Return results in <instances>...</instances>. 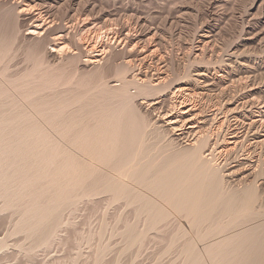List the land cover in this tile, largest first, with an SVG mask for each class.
Listing matches in <instances>:
<instances>
[{
  "label": "rangeland",
  "instance_id": "374dc122",
  "mask_svg": "<svg viewBox=\"0 0 264 264\" xmlns=\"http://www.w3.org/2000/svg\"><path fill=\"white\" fill-rule=\"evenodd\" d=\"M28 4H31V5L28 6ZM15 5L16 6L19 5V7L17 6L18 9ZM32 5H36V6H32ZM30 7H33V9L31 8V10H30ZM34 7H36L37 9H35ZM23 8L29 9L30 12L32 10H34V11H32V14L36 17H37V15H38V17L41 15L40 18L37 20V22L34 21L35 18L31 19L29 15H24V13L21 15L20 14L21 12L19 13L18 10H21ZM40 10H42V11H40ZM49 15H50V17H49ZM47 17H48V19H51V21L48 20ZM139 18H140V20H139ZM45 19H47V20H45ZM52 19H54V20L52 21ZM127 20H129L128 21L129 24L128 23L125 24V21H127ZM130 20H132V21H130ZM46 21L51 22V23H46ZM104 21L107 23H105ZM42 22L43 23L45 22L46 24H43ZM115 22L116 23L118 22L119 24L117 23V25H116ZM114 23H115V25H114ZM121 23L123 25H125V27L123 25H121ZM137 23H138V26H137ZM35 24L38 25V28H37L38 32L34 35L28 34L27 33L28 28L31 26H34ZM101 24L102 25L108 24L109 27L113 28L114 32L115 31L127 32L129 30L130 33L133 36H135V38H138L141 40L140 42L142 43V45H141V43H139L137 45L138 49H143V48L145 49L146 46H147L146 49H148L149 46H150L149 48L151 50L155 49V48L159 49L158 53L160 54V56H163L162 58L166 62L167 68L169 69V73H173V72L175 73V71L177 69L179 70V71L177 70L178 73L179 72L183 73L184 71L189 72L190 70L193 71L195 68H197V66H203V67L208 69L209 74L212 77L216 76L219 78L220 76H222V78H220V80L226 79V81H228V84L230 82H232L231 84H229L230 89L228 90L229 93L227 92L228 93L227 99L229 98V100H231L230 98H232V99L237 98V99H234L233 101L234 102L237 101L236 103L240 102L239 105H240L241 109H245V111L241 110L242 111L241 114H243L244 112H245V114L246 113L252 114V116L251 115L247 116V118L248 117H250V118L256 117L258 119L264 118V111H263L264 110V106H263L264 105V0H15V2H14V0H0V55H2V56H0V66H1L0 67V88H1L0 89V95L3 94L2 98L0 96V98L2 99V100L0 99V105L2 104L0 107V117L2 114L3 117L6 116V118L7 117L13 118V114L16 115L15 113L20 112V109H21V111L23 110V112H20V113H21V115L23 113V115H22L23 117L22 116H19V117H21L22 120H23V118L26 119V121L25 120L24 121L27 124V127H26V124L20 125V127L25 126L26 129L28 131L29 130L32 131V133L35 131L33 134H35L36 131H38L36 133L37 135L32 134L34 137H32V135L29 133L30 134L29 136H31V137H28V138L32 142L35 140L33 142V144L30 140H27L28 138H26V137L28 135L24 136L25 138L19 137L20 140L18 139L16 142H15V140H13L11 138H10V140H12V142L9 139H8L9 141L5 142V139L0 137V141H1L0 144L2 143L0 145V150H3V148H6V150H8V148H9L10 150H12L14 147L15 148L13 150H16L18 152L27 150V152H29V154H30L29 158L32 159L31 161L33 162V159H34V161H35V159H38V161L36 160V162H34L33 164H31L30 163L31 161H29V162H27L26 167L27 166L34 167V165H35L34 168H36V165L41 163L40 165H37L38 167L36 170H38V168L39 169L40 168H47L46 166H48L47 172H49V170H50V172H52V174L49 173L48 178L45 180H47L49 183H50V181L59 182V185L56 184L55 187L60 186V188H62V189H64V187H65L62 184L63 179H59L62 177V173L59 174L60 173L59 171H56L57 172L56 173L53 170V168H54L53 163L54 162L56 163V169H57V167L59 166L58 161L60 163V161H62V159H64L66 156L69 155L68 153H67L68 155H66V153L62 152L63 149L65 150L68 148V151L70 149V152L75 153L76 155H79V156H76L75 154H71L72 156L73 155L76 156L75 157V159L77 158L76 161H78L79 157L80 158L82 157L83 159L88 160V158L90 159V157H92L93 155H91V154L87 155L89 153L88 149L87 148H86L87 150L84 149L85 147L83 148L80 144L79 145L81 148L79 146L73 144L75 142V137H74L75 134H72L71 131H69L70 133L67 132V133L73 135V136L72 135L70 136L68 134L70 136L69 137V136H67V133L65 134L66 130L64 131V129L62 128L61 125H60V127L62 130L59 128H58L59 129L58 130L57 126H56V124L58 125V123H56L55 125L54 124L52 125L50 122H48V120L45 117H48V114L50 113V109L52 110L50 105L53 106V104L56 101L58 102V100H59V102H58L59 104L55 103V105L57 104V106H59L60 104H63L65 102L64 100H61L62 101L61 102L60 98L65 99L66 97H68V98H66V101H67V99H69L68 100V102H69L73 95L83 94L84 93L83 91H85L84 94L87 93L86 94V96H87L89 94H92L96 90H98L97 92H99V93L95 92V94H97V97H95V99H91L94 101L97 99L96 102H102L103 99H107V98L108 99L105 101H108L109 98L111 99L114 96V94H112L110 92L108 93L107 91L104 92L105 93L104 94L103 91H105V90H103V89L106 88L108 84L112 83L111 80L117 79V72H116L117 70H115L116 68H114V67H116L115 65H120L121 59L123 58L122 56L124 55V53H121V52H123L122 49L124 48V46L122 47L123 44L120 46H116V43L114 42L113 38L107 39V35L105 36V33H104L105 29H103L101 32L102 38H100L99 41L103 42L104 46H110V47H108L109 48L108 52H106L104 54L105 59L104 58L101 59L100 63H98L96 65H89V66L85 65L84 61H83L85 58H87L91 54V53H89V49L86 47V45L83 44L85 41L84 39H85V37H88L89 33H91L94 29L99 27L98 25H101ZM41 25H42V27H40ZM67 25L68 26L70 25V26L68 27ZM61 27H64V28H61ZM114 27H115V29H114ZM120 27L124 30H122ZM127 27H128V29H127ZM58 28L61 30H59ZM46 31H47V33H46ZM137 34H138V36H136ZM111 35H113V33H111ZM14 36H15V38H14ZM58 37H59V39H58ZM47 38H48V40H47ZM42 39H44V40H42ZM202 39H205L204 40L205 45L202 42ZM38 42H40V44ZM4 43H5V45H4ZM46 43H48V44H46ZM213 44H214V46H213ZM52 46H56V48H58V50H59L58 53L57 52H54V53L50 52V50H52V48H53ZM81 46H82V48H81ZM78 47H80V48H78ZM115 47H117V49H115ZM4 50L6 51V54H4ZM202 50L203 51L205 50V51L203 52ZM2 52H3V54H2ZM9 53H10V55H9ZM204 53H206V54L204 55ZM7 56L10 58H8ZM198 56H200V57H198ZM180 57H184L185 60L181 61L179 59ZM196 57H197V59H196ZM35 58H36V60H35ZM175 58H176V61H175ZM2 59H3V61H2ZM34 60L37 62V64ZM1 61H2V63H1ZM152 61L153 60L150 61V64L153 63L152 64L153 67H155V66L158 67V66H160V64H161L160 67H162V63H160L159 61H157L155 63H154L155 60L153 62ZM40 62H42V63H40ZM114 62H116V63H114ZM246 62H248V63L246 64ZM186 63L187 64L189 63V64L187 65ZM190 64H192V66ZM186 65H187V67H186ZM250 65H251V67H250ZM254 65L255 66L257 65L258 67L257 66L255 67ZM33 66L35 67V69ZM40 67H41V69H40ZM38 68L43 72L38 71L39 70ZM220 68H222V69H220ZM254 68H256V69L254 70ZM172 69L173 70L175 69V70L173 71ZM242 70H245V71H242ZM30 71L32 74L30 73ZM246 71H250V72L248 73ZM214 72H217V73H214ZM253 72H254V74H252ZM222 73H223V75H222ZM115 74H116V77H114ZM212 74H214V75H212ZM247 74H248V76L249 75L250 76L249 77L246 76ZM251 74L253 75L252 77H251ZM47 75H48V77H47ZM245 76L247 79L245 78ZM5 77L9 80H7ZM49 77H52L51 79L53 81L51 79H49ZM225 77H228V78H225ZM230 77L231 78L235 77L236 80L237 79H239V80L236 81L235 78H233L231 80ZM29 78H31V79H29ZM105 79H107V80H105ZM240 80L243 83H241ZM12 81H14L13 85H12ZM19 81L21 84L18 83ZM23 81H25V82H23ZM35 81H37V83ZM47 81H49V82H47ZM233 81L235 83H233ZM245 81H247V82L245 83ZM2 82L5 86L2 84ZM16 82L18 83V86L16 85L17 84ZM55 82L56 83L59 82L61 85H59L58 83L55 84ZM116 82H118V81H116ZM239 82L241 84H239ZM51 83H53V84H51ZM119 83L120 82H118V84ZM40 84H43V85L45 84V87L42 85V86H40L41 87V89H40V87H39ZM104 84H106V85H104ZM233 84H234V86H233ZM243 84H246V85H244L245 88L243 87ZM1 85H2V87H1ZM50 85L51 86L57 85V87H55V89H54V87L52 86V88H51ZM63 85L64 86L66 85V86L64 87ZM241 85H242V87H241ZM34 86L39 87V90H41V92L39 91L40 93L38 92L37 94H36V92L35 93L32 92V91H34V88H33ZM239 86H240V89H239ZM42 87L44 89H42ZM48 87H50V88H48ZM246 87H247V89H246ZM251 87H254V88H251ZM20 88L23 91L27 90L28 93H26V91L23 93V91ZM29 88L31 89V91L29 90ZM100 88L101 89L103 88V89L101 90ZM215 88L216 87L213 88V93L218 94L219 89L217 88L215 90ZM3 89H4V91H3ZM14 89H16V90H14ZM49 89H51V91ZM78 89H79V91H78ZM248 89H249V91H248ZM63 90H65V91H63ZM88 90H89V92L91 91L92 93L91 92L89 93ZM236 90H237V92H236ZM36 91H38V90H36ZM52 91H54V92H52ZM57 91H58V93H57ZM131 91L134 92L135 88L132 87ZM6 92H7V94H6ZM21 92L23 93V95L21 94ZM75 92H77V93H75ZM17 93H18V95H17ZM33 93L36 94V97ZM100 93H102V94H100ZM25 94H30L31 97L29 95V97H27L28 98L27 99L25 97ZM38 94H40V95H38ZM63 94L64 95L66 94L67 96L65 97ZM70 94H72L71 97L68 96ZM103 94L106 95L105 97H107V98H104ZM57 95H59V96H57ZM115 95H117V94L115 93ZM12 96H14V97L12 98ZM54 96H56V99H54L55 98ZM101 96H103V98ZM57 97H59V98H57ZM62 97H65V98H62ZM251 97H253L255 100ZM30 98H31V100H30ZM73 98H75V97L73 96ZM25 99H27V100H25ZM45 99L47 100V102ZM48 99H50V100L53 99L54 103L52 100L50 101ZM72 99H71V101L74 100V99L73 100ZM85 99H87V98H85ZM245 99L250 100L249 104L244 106L246 108H244L242 105V103L245 101ZM10 100H12V101H10ZM40 101H41V103H40ZM71 101L69 103H72ZM254 101H257V102L254 103ZM48 102H49V104H47ZM42 103H43V106L41 105ZM34 104H37V105L34 106ZM46 105H47V107H45ZM71 105L73 108L76 107V104H74V105L71 104ZM198 105H200V102ZM251 106H253V107H251ZM33 107H35V108H33ZM38 107L39 108L41 107L43 109V112L47 116H45L42 113L40 114V112L37 110ZM4 108H5V110H4ZM59 108H61V107H59ZM68 108L70 109L71 106H69ZM251 108H252V110H251ZM9 109L13 112V114H12V112H9ZM35 109H36V111H35ZM48 109H49V111H48ZM69 109L68 110L65 109L68 111V113H65V112H67V111H65L64 112L65 114L61 115V117H60V118H62L61 120H63L64 118H69L70 113H71V115L73 114V117L77 113V111L72 112V110H74L75 108L74 109L71 108L72 110L71 109L69 110ZM76 109H77V107H76ZM249 109H250V111H248ZM1 111H3V112H1ZM69 111H71V112L69 113ZM6 113L7 114L11 113L12 115L10 114L8 116ZM20 113H19V115H20ZM24 113L25 114L27 113L26 114L27 117H26V115H24ZM254 113H255V115H254ZM257 113L259 116H257ZM67 114L69 115V117ZM31 115H33V116H31ZM260 115H261V118H260ZM148 116H150L151 122L154 121V117L152 116V118H151V114ZM15 117H16L15 121H17L18 120L17 119L18 113H17V116H15ZM31 117H33L34 119ZM57 118L60 120L59 117H57ZM250 118H248L246 121H250ZM59 120H57V121L60 122L61 120L60 121ZM41 124H43V125H41ZM38 125H39V127L41 125L43 127V129L41 127L39 128ZM52 126H56V129H55V127H52ZM29 127L33 128V129L31 130V129H29ZM58 127H59V125H58ZM44 128H46V130ZM43 130L46 131L47 133L44 132ZM258 130H259V132L251 131V133H249L251 135L246 134L245 136H242V138H240V140L244 139V138L246 139L247 135H248V137L250 136V138H248L246 140L244 139V142L242 140L238 144L240 147L237 146V148L235 149L236 155L234 154L233 158H234V160H237V161H234V164H237V165L234 166V169L236 171L238 169L239 174L234 176L233 178L231 177L232 179L230 180V182H231V184L235 183L236 189H240L241 186H244V183H245L246 178H247V177L243 176V179H241L244 170H242V172H240L239 168L236 167V166H238L239 162L243 161L244 159H248V161L250 159H251L250 161L254 160L253 163L256 164L257 166H259V167H257L256 165H254V166H256V169H257L255 172L258 173L261 171V169L264 172V168H262V167H264V164H263L264 163V159H263L264 158V155H263L264 151H260L262 148L264 149V145L257 142L258 138H256L257 136H261V138H264V127H263V125H259ZM262 130H263V132H262ZM63 131H64V133H63ZM253 132H254V137L252 135ZM42 133H44V134H42ZM47 134H49V135H47ZM160 134L151 133V136L147 135L145 137L146 138V140H145L146 144H144V148H147V149H145L146 151H144L143 150L144 148H142L141 153L139 151V155H140L139 158H141L142 162H144L145 160H149L150 158H154V157L161 158V156H163V155L165 156L166 154H170L169 153V147L171 149V147L173 148L174 146H172V145L169 146V144L167 146L166 143L169 142L168 139H166L167 136L162 134L163 137L165 138V140H164V138L162 137V135L160 136ZM45 135H46V137H43ZM149 135H150V133H149ZM38 137L41 140L38 139ZM152 137H154V138H152ZM159 137H162V139ZM51 138H54V139H51ZM23 139H24V141H23ZM25 139H26V141H25ZM37 139H38V141H37ZM48 140L50 142H47ZM163 141L165 142V144ZM246 141H247V143H245ZM250 141H251V143H250ZM8 142L13 143V144H10ZM39 142L41 143V146H40V144L38 146L37 143H39ZM46 142H47V145H46ZM151 142H152V144H149ZM157 142H158V144H157ZM159 142H160V144H159ZM6 143H7V146H4V145H6ZM27 143L29 144V146ZM57 143H59V145H57ZM155 143L157 144V146ZM22 144H23V146H22ZM25 144H27V145H25ZM242 144L243 145L245 144V145L243 146ZM145 145H147V147ZM150 145H151V147H150ZM253 145H257V146H253ZM42 146L45 147V150H46V153H44L45 155L42 152V151H45ZM48 146L51 148H49ZM248 146H249V148H248ZM1 147H3V148H1ZM26 147H29V148H26ZM35 147H37V148H35ZM148 147H150L152 149V151ZM156 147H157V149L160 147L159 150H157ZM166 147H168V148H166ZM175 147H177V146H175ZM32 148H33V150H32ZM240 148H242V149H240ZM28 149H30V150L28 151ZM82 149L84 151H86L87 153L84 151L82 152ZM164 149H166V150H164ZM167 149H168V151H167ZM243 149H244V151H243ZM161 150H163V151H161ZM172 150H173V152H172ZM174 150L178 151V149L177 150L174 148L171 149V151H170L171 155L170 156H173V153L175 152ZM37 151H38V153H37ZM52 151H53V154L57 153L58 155L57 154L53 155ZM80 151H81V153H84V154L82 155L80 153ZM158 151H159V153H158ZM40 152H42V153H40ZM47 152H48V154H47ZM63 153H64L65 157L62 156ZM85 153H86V155H85ZM147 153H149L150 155ZM175 153H177V152H175ZM260 153H261V155H260ZM42 154L45 157H43ZM46 154H47V156H46ZM144 154L146 155V157L144 156ZM49 155H51V156H49ZM156 155H158V156H156ZM37 156H38V158H37ZM148 156H150V157H148ZM258 156H261V157H258ZM219 157H221V159L223 158L222 155ZM255 157H257V159ZM60 158H61V160H60ZM94 158H96V157L93 156L92 159L95 160ZM236 158H238V159H236ZM240 158H242V159H240ZM39 159H40V162H39ZM261 160L263 161V163L261 162ZM50 162H52V163H50ZM96 162H97V166L102 165V166H98L100 168H102L103 165H104V167H107V165H105V164H101L100 162H99L100 164H98V161H96ZM145 162H144V164H145ZM76 163H75V165H77ZM43 164H45V165H43ZM23 165H25V164H23ZM246 165H247L246 163L245 164L243 163L242 166L240 164L239 167L240 166L245 167ZM42 166H44V167H42ZM55 173L58 174V176L60 175V177H58ZM56 176H57V180H52V179H54L53 177H55V179H56ZM263 177L264 176H262L260 180L258 179L256 181L257 186H259L258 187V197H256V199L254 197V199L250 201V203L252 202L251 206H250L251 209L249 208L248 211H246L247 209L245 210L246 213H249V214H246L245 212H243L244 209H242L243 208L242 206H240L242 210L240 209V207H238L240 205V203H241V205H243L242 200L238 199L239 202H237L238 200L235 201L236 207H235L234 211L233 210L230 211L231 213L227 212V211L221 212L222 210H218L217 212L215 211L216 213L215 212L212 213L213 216H212V214H209L211 216L210 219H209V215H208V219H207V217H205L204 218L205 220L201 221L203 223L202 225L197 224V225H195L196 227L195 226L193 227L192 223H191L192 222L191 218L187 219V217L184 214H182V216H181L180 212H178L176 210L173 211L171 206L167 205V202H166V203H163V205L166 204L165 206H167L168 208L170 206L169 209L171 212V214L169 212V215L167 217L168 219L166 218L167 219L166 220L164 218L165 221L162 220V223L158 226V228L150 229V232H149V229L147 228V231H145V232L146 233L148 232V233L143 235V237L141 238V240L143 239V242L140 240L142 243L137 241L139 244L137 242L135 244L134 243L130 244L129 243L130 240H128L126 237H124L125 235L123 234V233H127V231H129L131 229L133 231H135L136 233H138V231H143V229L144 230L146 229L145 224H146L147 220H145L146 219L145 216L144 215L139 216V214L137 213V210H136L137 207L135 208V203L137 204V202H134L133 204H131L132 202H131L130 198L129 199L126 198L128 201H126V199H123V198L120 199L121 201H119V200L114 201L113 199H111V196L109 194L100 193V194L93 196L92 197L93 199L92 198H89V199L86 198V199H82L83 201L82 200L78 201L77 202L78 205L75 204L76 206L75 205H72V206L69 205L68 207L65 206V209L63 208L64 210L63 209L61 210V212H62L60 214L61 225H59V227L56 229L55 232H57V233H54V236H52L50 238V241L48 244H43L44 246H42V245H36L37 243L34 242L36 240H32L33 238L28 236V234L25 231L22 232V231L17 230L18 222H20V220L22 219L21 206L23 207L24 205H26V203H27L26 200H24V198H23L22 200H24L26 203L24 204V201H20V203L23 202L22 203L23 205H20V206L17 203V202H19V199L16 202L17 206H15L16 203L14 205L13 201H12L13 204L11 203V205H8L7 204L8 198L4 195H0V264H92V263L93 264H189L192 262V261L189 262L187 260L189 258L190 252L191 251L196 252L197 250L201 253L203 260L198 261V262H193V264H219V263L220 264H228L230 261H232L231 256L233 255L232 251H233L234 245H229V247H227V250L223 247L215 248V251L217 253H219V257H220L219 261H217V260L215 261L214 256L212 258V257H210V255H208L209 253L206 250V248H207L206 246L210 245L212 242L213 243L218 242V241L220 242L221 239L223 241L226 237H229L230 235L232 236L234 234L242 232L244 229L247 230V228L255 227V225L256 226L261 225L264 222V178ZM239 178L242 181L243 180H245V181L240 182V181H238ZM249 180H250V178H249ZM42 182L46 183V181L45 182L42 181ZM42 182L40 184H42ZM60 182H61V184H60ZM236 183L240 184V186H238ZM61 186H63V187H61ZM143 191H144V189H143ZM103 195H105V196H103ZM107 197L108 198L110 197V198L108 199ZM27 198H28V196H27ZM27 198L25 197V199H27ZM28 199H27V201H28ZM131 199L133 200L132 197H131ZM109 202H111V203H109ZM123 202H124V204H123ZM15 207H17V208L15 209ZM73 208H74V210H73ZM240 211L243 213H241ZM254 211H256V212H254ZM177 212L180 213L179 214L180 217L178 216ZM253 213H255V214L253 215ZM217 214L219 215V217ZM250 214H251V216H250ZM171 215H173V216H171ZM169 216H171V217H169ZM252 216H254V218H252ZM247 217L249 220L247 219ZM246 219L248 220V222ZM143 220H145V221H143ZM208 220L210 222H207ZM188 222L190 223V225ZM140 223H142V224H140ZM164 223H166V224H164ZM212 223H213V225H212ZM134 225H136V226L133 227ZM198 225H200L201 227L199 228ZM217 225H219V227H217ZM126 226L129 227V229ZM262 226H264V224ZM136 228H138V229H136ZM194 228H195V230H194ZM217 228L218 229L220 228V229L218 230ZM214 229H217V230H214ZM212 230L214 233L212 232ZM210 231H211V234L208 233ZM198 236H199V238H198ZM198 239H199V241H198ZM51 240H53V241H51ZM127 241H129V242H127ZM190 242H193L194 244H192ZM34 243H35V245H34ZM98 245H99V247H98ZM38 246H40V247H38ZM45 246H49V247H45ZM105 246H106V248H105ZM102 248H103V250H101ZM105 250H107V251H105ZM230 250H232V251H230ZM101 251H102V253H101ZM198 251L196 253H199ZM223 253L225 255L227 253H230V254L232 253V255H230V256H229V254L227 255L230 258L229 261L224 259V258L229 259L228 257H222V256H225ZM234 254H236L235 251H234ZM237 254H238V252H237ZM221 257L223 258V261L221 260L222 259ZM225 261H227V262H225ZM231 263L234 264V261ZM240 263H242V262H240ZM235 264H238L237 261Z\"/></svg>",
  "mask_w": 264,
  "mask_h": 264
},
{
  "label": "bare ground",
  "instance_id": "6f19581e",
  "mask_svg": "<svg viewBox=\"0 0 264 264\" xmlns=\"http://www.w3.org/2000/svg\"><path fill=\"white\" fill-rule=\"evenodd\" d=\"M14 2H15V0H14ZM29 5H31V4H28V6ZM17 6L19 7V5H17ZM32 6H36V5H32ZM18 7H17V9H18ZM31 8L33 9V7H30V10H31ZM34 8L37 9L36 7H34ZM18 11H19V13L21 12L20 13L21 15L24 13V15H29L31 19L35 18L34 21H36V22L41 16V15L39 17H38V15H37V17L34 16L32 14V11H34V10H32L30 12L29 9H26V8H23V9L18 10ZM40 11H42V10H40ZM49 17H50V15H49ZM47 19H48V17H47ZM47 19H45V20H47ZM48 20L51 21V19H48ZM53 20L54 19H52V21ZM132 20H130V21H132ZM139 20H140V18H139ZM128 21L129 20L125 21V24L128 23ZM46 23H51V22L46 21ZM46 23L44 22L43 24H46ZM105 23H107V22H105ZM115 23H114V25H115ZM117 23H116V25H117ZM102 24L98 25L99 27H97L91 33H89L88 37H85V39H84L85 41L83 44L86 45V47L89 49V53H91V54L90 55L88 54L89 56L87 58H85L83 61H84V64L87 66L96 65V64L100 63L101 59L104 58V56H105L104 54L106 52H108V50H109L108 47H110V46H104V43L99 41L100 38H102L101 32L103 29H105L104 33H105V36L107 35V39L113 38L114 42L116 43V46H120L123 44L122 47L124 46V48L122 49L123 52H121V53H124V55L123 56L121 55L123 58L121 59L120 65H115L116 67L113 66L114 68H116L115 70H117L116 71L117 72V79H115V80L110 79L112 81V83L108 84L107 87L105 86L106 88H104V89L102 88L103 90H105V91H103V93L107 91L108 93L110 92V93L114 94L113 98H111L112 100L109 98L108 101H105L108 99L107 97H105L106 96V95H104L105 93L103 95H104V98H107V99H103L102 102H96L97 99L95 101L91 100V99H95V97H97V94H95V92H97L98 90H96L93 93L90 91L92 94H89L87 96H86L87 93L84 94L85 91H83L84 92V93L82 92L83 94L73 95L75 98H73L72 94H70L68 96H70V97L72 96V98L74 99L73 100L71 98L73 101H71V99H70V101L72 103H69L70 101L68 102L69 99H67V101H66V98H68V97H66L67 96L66 94L65 95L63 94L66 98L62 97L65 99L60 98V101L64 100L66 103L64 102L63 104H60L59 106H57V104H59L58 103L59 100L57 99L58 102L56 101L55 103H57V104L55 105L53 99H51L54 104L52 103L53 106L50 105L52 110L49 108L50 113L48 114V117H45L48 120V122H50L52 125L53 124L55 125L56 123H58L59 127L56 124L57 129L58 128L61 129V127H60V125H61L62 128L64 129V131L66 130L65 134L69 131H71L72 134H75L76 135V136L74 135L75 142L73 141L74 142L73 144L77 145L79 147L81 145L83 148L85 147L84 149L87 148L89 151V153L87 155L91 154V155L95 156L97 159L94 158L95 160H93L92 159L93 156L90 157V159L88 158V160L83 159L82 157L81 158L79 157L78 161H76L77 158L75 159V157L79 156V155H76L75 153L70 152V149L68 151V148L64 150L63 149L64 147H63L62 149L64 151L62 150V152L66 153V155H68V154L69 155L65 157L64 153H63V155L61 154L65 158L62 159V161H60V163L58 161L59 166L57 167V169H56V163L55 162L53 163L54 164L53 170L55 172L59 171L60 172L59 174L62 173V177L59 178V179H63L62 184H63V186H65L64 189H62V188H60V186L55 187L56 184L59 185V182H54V181L49 180L50 181V183H49L47 180H45L48 178L49 173L52 174V172H50V170H49V172H47L48 166H46L47 168H40V169L38 168V170H36L38 167L37 165L41 164V163L37 164L38 163L37 162L36 168H34L35 165H34V167H32V166L26 167L27 162L32 160L31 158H29L30 154H29V152H27V150L26 151H20L19 150L20 152H18L16 150H13L15 147L12 150H10L9 148H8V150H6V148L1 147V148H3V150H0V195H4L8 198L7 199L8 205H11L12 201L15 205V203L17 202L18 199H19V202H17V203L19 206L23 205L22 204L23 202L20 203V201L26 200V202H27L26 203L24 201V204L26 203V205H24L23 207L21 206L22 219L20 220V222H18L17 230L22 231V232L25 231L28 234V236L33 238L32 240H36V241H34L35 243H37L36 245L44 246L43 244H48L50 241V238L52 236H54V233H57L55 231L59 227V225H61V223H60V214L62 213L61 210L63 208L65 209V206L68 207L69 205H71V206L75 205V204H77L78 201H80L82 199H86V198L89 199V198H92L93 196L100 194V193L109 194L111 196V199H113L114 201H117V200L121 201L120 199H122V198L123 199H126V198L129 199L130 198V200L132 202L131 204H133L134 202H137V204L135 203V208L137 207L136 210H137V213L139 214V216L140 215L145 216L146 219L145 218L144 219L147 220L146 224H145L146 229L145 230L143 229V231H138V233H136L132 229L127 231L129 229V227L126 226L128 228L126 230L127 233H123V234L125 235L124 237H126L128 240H130V242L127 241L130 244L131 243L135 244L137 241L143 242V239L141 240V238L143 237V235L148 233V232L147 233L145 232V231H147V228L149 229V232H150V229L158 228V226L162 223V220L165 221V219L168 217L169 212H170V209H169L170 206H171L173 211L176 210V211L180 212L181 216H182V214H184L187 217V219L191 218L192 219L191 223H192L193 227L197 224L202 225L203 223L201 221L202 220L204 221L205 217H207V219H208V215L214 213L215 211L216 212L218 210H222L221 212H223V211L230 212L232 210L234 211L235 207H236L235 201H237L238 199L242 200V202H243V205H241V203H240V205L238 207L242 206L243 207L242 209H244L243 212L246 213V211H248L250 206H251L252 202L250 203V201L253 200L254 197H255V199H256V197H258V187L259 186H257L256 181L258 179L260 180L261 177L264 176V172L260 168L261 171L256 173L255 171L257 170L256 169L257 165L253 163L254 160L250 161L251 159L249 158L250 160L248 161V159L243 158L244 160L239 162L238 166H236V167L239 168L240 172H242V170H244V172H243L244 175L242 174L241 179H243V176L247 177V178H246V181L243 180V181H245L244 186H241L240 189H236L235 183L231 184V182H230V180L234 176L239 174L238 169H237V171L234 169V166L237 165V164H234V161H237V160H234L233 157H234L235 149L237 148V146L240 147L238 144L242 140L244 142L245 138L241 139V140H240V138H242V136H245L246 134L251 135V134H249V133H251V131L259 132V130H258L259 125H263V127H264V118L258 119L256 117L255 118L254 117H251V118L248 117V118H250V121H246L248 119L247 116H250V115L252 116V114H247V113L245 114V112H244L245 109H241V107L239 105L240 102L236 103L237 101L236 102L233 101L234 99H237V98H234V99L230 98L231 100H229V98L227 99V94L229 93L228 90L230 89L229 84H231L232 82H230L228 84V81H226V79L220 80V78H222V76H220L219 78L216 76L212 77L209 74L208 69L203 67V66H197V68H195L193 71H191V70L189 72L184 71L185 73L184 72L178 73L177 72L178 69L175 71V73L174 72L169 73V69L167 68L166 62L162 58L163 56H160V54L158 53L159 49L155 48V49L151 50L149 48L150 46L148 47V49H146L147 46L145 47V49L144 48L138 49L137 45L139 43H141L140 42L141 40L138 38H135V36H133L129 30L127 32H124V31H120V32L115 31L114 32L113 28L109 27L108 24H104V25H102ZM121 25H123V24L121 23ZM34 26H31L28 28V32H27L28 34L34 35L38 32L37 31L38 25L35 24ZM123 26L125 27V25H123ZM137 26H138V23H137ZM40 27H42V25ZM61 28H64V27H61ZM114 29H115V27H114ZM127 29H128V27H127ZM59 30H61V29H59ZM122 30H124V29H122ZM46 33H47V31H46ZM111 33H113V35H111ZM136 36H138V34ZM14 38H15V36H14ZM44 39H42V40H44ZM58 39H59V37H58ZM205 39H202L203 43H204ZM47 40H48V38H47ZM38 43L40 44V42H38ZM46 44H48V43H46ZM4 45H5V43H4ZM141 45H142V43H141ZM204 45H205V43H204ZM213 46H214V44H213ZM52 47L53 48H52V50H50V52L51 53H54V52L58 53V51H59L58 48H56V46H52ZM78 48H80V47H78ZM81 48H82V46H81ZM115 49H117V47H115ZM2 54H3V52H2ZM4 54H6L5 50H4ZM205 54L206 53H204V55ZM9 55H10V53H9ZM0 56H2V55H0ZM198 57H200V56H198ZM8 58H10V57H8ZM176 58H175V61H176ZM179 59L181 61L185 60L184 57H180ZM196 59H197V57H196ZM35 60H36V58H35ZM151 60H153V61L155 60L154 63L159 61L160 63H162V67H160L161 64L159 62L158 63L160 64V66L157 65L158 67H156V66H155L156 68L153 67L152 66L153 61L151 62L152 64H150ZM2 61H3V59H2ZM2 61H1V63H2ZM40 63H42V62H40ZM114 63H116V62H114ZM247 63L248 62H246V64ZM36 64H37V62H36ZM192 64H190V65L192 66ZM187 65H186V67H187ZM250 67H251V65H250ZM34 69H35V67H34ZM40 69H41V67H40ZM40 69L38 71L43 72ZM220 69H222V68H220ZM255 69L256 68H254V70ZM242 71H245V70H242ZM246 72L249 73L250 71H246ZM30 73H31V71H30ZM214 73H217V72H214ZM252 74H254V72ZM252 74H251V77L253 76ZM212 75H214V74H212ZM222 75H223V73H222ZM246 76H248V74ZM246 76H245V78H246ZM47 77H48V75H47ZM114 77H116V74ZM51 78L52 77H49V79H51ZM225 78H228V77H225ZM233 78H235V77H232L231 80ZM29 79H31V78H29ZM7 80H9V79H7ZM105 80H107V79H105ZM235 80H236V78H235ZM237 80H239V79H237ZM20 81L18 82L19 84H21ZM116 81H118L120 83L118 84V82H116ZM13 82L14 81H12V85H13ZM23 82H25V81H23ZM35 82L37 83V81H35ZM47 82H49V81H47ZM246 82L247 81H245V83ZM18 83L16 84L17 86H18ZM57 83L59 85H61L59 82H57ZM57 83L55 82V84H57ZM233 83H235V82L233 81ZM241 83H243V82L241 81ZM241 83L239 82V84H241ZM2 84H3V82H2ZM51 84H53V83H51ZM42 85L43 84H40L39 87ZM104 85H106V84H104ZM244 85H246V84H243V87H244ZM43 86L45 87V84ZM52 86L54 87V89H55V87H57V85H52ZM52 86H51V88H52ZM233 86H234V84H233ZM1 87H2V85H1ZM39 87L34 86L33 87L34 91H32V92H34V93L36 92V94L39 91L41 92V90H39ZM132 87L135 88L134 92L131 91ZM214 87H216L215 90L217 88L219 89L218 94L213 93ZM241 87H242V85H241ZM48 88H50V87H48ZM251 88H254V87H251ZM40 89H41V87H40ZM42 89H44V88L42 87ZM239 89H240V86H239ZM246 89H247V87H246ZM14 90H16V89H14ZM29 90L31 91L30 88H29ZM36 90H38V91H36ZM49 90L51 91V89H49ZM3 91H4V89H3ZM25 91H26V93H28L27 90H25ZM25 91H23V93ZM63 91H65V90H63ZM78 91H79V89H78ZM248 91H249V89H248ZM52 92H54V91H52ZM88 92H89V90H88ZM236 92H237V90H236ZM23 93L21 92L22 95H23ZM57 93H58V91H57ZM75 93H77V92H75ZM97 93H99V92H97ZM115 93L117 95H115ZM6 94H7V92H6ZM36 94H34L35 97H36ZM100 94H102V93H100ZM2 95L3 94L0 95L1 98H2ZM17 95H18V93H17ZM29 95L30 94H25V97L27 98V97H29ZM38 95H40V94H38ZM59 95H57V96H59ZM13 97L14 96H12V98ZM30 97H31V95H30ZM54 97H55L54 99H56V96H54ZM101 97L103 98V96H101ZM57 98H59V97H57ZM85 98H87V99H85ZM251 98H253V97H251ZM27 99H25V100H27ZM30 100H31V98H30ZM48 100H50V99H48ZM10 101H12V100H10ZM46 102H47V100H46ZM199 102H200V105H198ZM249 102H250V100L245 99V101L242 103L243 107L245 105L249 104ZM255 102H257V101H254V103ZM40 103H41V101H40ZM47 104H49V102ZM71 104H73V105L76 104L77 109H76V107H74L76 109L75 110ZM1 105H0V107H1ZM35 105H37V104H34V106ZM41 105L43 106V103ZM69 106H71V108L74 109V110H72L70 108L72 110V112L77 111L76 114L74 113L76 116L74 115V117H73V114L71 115V113H70L71 111H69L70 117L67 114L69 118H64L63 120H61L62 119V118H60L61 115L68 113L67 110L69 109L68 108ZM45 107H47V105ZM59 107H61V108H59ZM251 107H253V106H251ZM33 108H35V107H33ZM244 108H246V107H244ZM49 109H48V111H49ZM65 109H67V110H65ZM4 110H5V108H4ZM37 110L40 112V114L42 113L45 115V113L43 112V109L41 107L40 108L38 107ZM241 110H244L243 114H241V112H242ZM251 110H252V108H251ZM35 111H36V109H35ZM65 111H67V112H65ZM248 111H250V109ZM1 112H3V111H1ZM9 112H12V111L9 109ZM20 112H23V110L21 111V109H20ZM20 112H17L18 113V117H17L18 120L16 119L17 121H15V118H16L15 116H17V113H15L16 115H14L12 112L13 118L10 117L11 119L9 117L6 118V116L3 117V115L1 114V117H0V137L5 139V142L9 141L10 138L15 140V142H16L18 139L20 140L19 137L25 138L24 136H26V135H28L26 137V138H28V137H31V136H29L30 134L32 135L35 132L34 131L32 133V131H30V130L28 131L26 129V127H27V124L25 123L26 119L23 118V120H22V118L19 117V116L23 115V113L21 115ZM19 113H20V115H19ZM10 114L8 113L7 115L9 116ZM26 114L24 113V115H26ZM150 114H151V118H152V116L154 117V121H152V122H151L150 116H148ZM254 115H255V113H254ZM31 116H33V115H31ZM45 116H47V115H45ZM257 116H259L258 113H257ZM26 117H27V115H26ZM57 117H59L61 121ZM31 118H33V117H31ZM260 118H261V115H260ZM57 120H59L60 122H58ZM24 124H26V127L25 126L20 127V125H24ZM41 125H43V124H41ZM41 125H40V127L43 129V127ZM56 126H52V127H55V129H56ZM38 127H39V125H38ZM29 129L32 130L33 128L29 127ZM44 129L46 130V128H44ZM64 131H63V133H64ZM37 132L38 131H36V133ZM44 132H46V131H44ZM254 132L252 133L253 137H254ZM262 132H263V130H262ZM69 133H67V136L72 135ZM149 133H150V135H149ZM151 133H155V134L161 133L160 136L162 134L167 136L166 139H168L169 142L166 143V145L168 146V144H169V146H171V145L174 146L173 147L174 149H176V150L178 149V151L174 150L177 153L174 152L173 156H170L171 155L170 151L173 148L171 147V149H170V147H169V153L170 154H166L167 156L169 155L168 157L166 155H165L166 157L163 155V156H161V158H159V157L150 158L149 160H145L146 162L144 161L145 162V164H144V162H142L141 158H139V156H140L139 151L141 153V149L144 148V144H146L145 143V140H146L145 137L147 135L151 136ZM35 134H33V135H35ZM42 134H44V133H42ZM49 134H47V135H49ZM33 135H32V137H34ZM163 135H162V137H163ZM248 135L246 136L247 137L246 139L250 138V136L248 137ZM43 137H46V135ZM162 137H159V138L162 139ZM54 138H51V139H54ZM152 138H154V137H152ZM256 138H258L257 142L264 145V138H261V136H257ZM38 139H40V138L38 137ZM38 139H37V141H38ZM27 140H30V139L28 138ZM164 140H165V138H164ZM10 141L12 142V140H10ZM23 141H24V139H23ZM25 141H26V139H25ZM33 142H32V144H33ZM47 142H50V141L48 140ZM47 142H46V145H47ZM8 143H10V142H8ZM245 143H247V141ZM250 143H251V141H250ZM10 144H13V143H10ZM27 144H25V145H27ZM37 144H38V146H39V144L41 146L40 142ZM149 144H152V142ZM157 144H158V142H157ZM157 144H156V146H157ZM159 144H160V142H159ZM164 144H165V142H164ZM57 145H59V143H57ZM4 146H7V143ZM22 146H23V144H22ZM28 146H29V144H28ZM145 146L147 147V145H145ZM175 146H177L178 148ZM249 146H248V148H249ZM253 146H257V145H253ZM150 147H151V145H150ZM150 147H148V148H150ZM26 148H29V147H26ZM35 148H37V147H35ZM43 148L45 150V147H43ZM49 148H51V147H49ZM159 148L157 149V147H156L157 150H159ZM166 148H168V147H166ZM242 148H240V149H242ZM145 149H147V148H144L143 150L146 151ZM262 149L260 151H264V149L263 150ZM29 150L30 149H28V151ZM32 150H33V148H32ZM164 150H166V149H164ZM83 151L84 150L82 149V152ZM151 151H152V149H151ZM161 151H163V150H161ZM167 151H168V149H167ZM243 151H244V149H243ZM42 152L44 154V153H46V150L42 151ZM42 152H40V153H42ZM84 152H86V151H84ZM172 152H173V150H172ZM37 153H38V151H37ZM80 153H81V151H80ZM86 153H85V155H86ZM158 153H159V151H158ZM43 154H42V156H43ZM47 154H48V152H47ZM47 154H46V156H47ZM52 154H53V151H52ZM71 154H75L76 156H74V155L72 156ZM81 154L83 155L84 153H81ZM147 154H149V153H147ZM221 155L223 157L222 159H221V157H219ZM260 155H261V153H260ZM49 156H51V155H49ZM144 156L146 157L145 154H144ZM156 156H158V155H156ZM43 157H45V156H43ZM148 157H150V156H148ZM258 157H261V156H258ZM37 158H38V156H37ZM61 158H60V160H61ZM238 158H236V159H238ZM255 158L257 159V157H255ZM240 159H242V158H240ZM36 160L38 161V159H35V161L33 159V162L31 161L30 163L33 164L34 162H36ZM262 160H261V162L263 163ZM96 161H98V164L101 163V164L107 165V167H104V165L102 168L98 167V166H102V165L97 166ZM39 162H40V159H39ZM52 162H50V163H52ZM74 162L75 163L77 162L76 163L77 165H75ZM243 163L244 164L246 163L247 165L245 167H241ZM23 164H25V165H23ZM240 164H241V166L239 167ZM43 165H45V164H43ZM254 165H256V166H254ZM42 167H44V166H42ZM257 167H259V166H257ZM262 168H264V167H262ZM56 175L58 176V174H56ZM57 176H56V179H55V177H53L54 179H52V180H57ZM58 177H60V175ZM248 177L250 178V180ZM239 179H238V181L241 182L242 180L241 179L239 180ZM40 181L41 182L46 181V183L42 182V184H40L41 183ZM60 184H61V182H60ZM236 184L238 186H240V184H238V183H236ZM63 186H61V187H63ZM143 189H144V191H143ZM27 196L29 199L27 198ZM103 196H105V195H103ZM25 197L28 199V201H27V199H25ZM131 197L133 198V200L131 199ZM23 198H24V200H22ZM126 201H128V200L126 199ZM166 202H167V205H170L169 208L167 206H165L166 204L163 205V203H166ZM237 202H239V200ZM17 203L15 206H17ZM109 203H111V202H109ZM123 204H124V202H123ZM16 208L17 207H15V209ZM240 209H241V207H240ZM73 210H74V208H73ZM243 212H241V213H243ZM254 212H256V211H254ZM180 213H178L179 217H180V215H179ZM170 214H171V212H170ZM246 214H249V213H246ZM254 214L255 213H253V215ZM171 216H173V215H171ZM171 216H169V217H171ZM212 216H213V214H212ZM250 216H251V214H250ZM210 217L211 216L209 215V219H210ZM218 217H219V215H218ZM252 218H254V216H252ZM247 219H248V217H247ZM145 220H143V221H145ZM248 220H247V222H248ZM207 222H210V221L208 220ZM140 224H142V223H140ZM164 224H166V223H164ZM263 224H264V222L261 225H258V226L255 225V227L247 228V230L244 229L245 231L243 230L242 232H239V233L234 234L232 236L230 235L229 237H226L225 239L223 238L224 239L223 241L221 239L220 242L219 241L215 242V243L212 242L210 245L206 246L207 248L205 247L209 253L208 255H210V257H212V258L214 256L215 261L216 260L219 261V258H220L219 253H217L215 251V248L223 247L227 250V247H229V245H234L233 251L230 250L233 252V255H232V253L231 254L227 253L226 255L223 253L225 256H222V257H228L227 256L228 254H229V256L232 255L231 256L232 261H230L228 264H233V263H231L233 261H234V264L236 263V261L238 264H242V263L243 264H264V226H262ZM189 225H190V223H189ZM212 225H213V223H212ZM219 225H217V227H219ZM135 226L136 225H134L133 227H135ZM198 227L200 228L201 226L198 225ZM136 229H138V228H136ZM217 229H214V230H217ZM194 230H195V228H194ZM212 232H213V230H212ZM208 233L211 234V231ZM198 238H199V236H198ZM51 241H53V240H51ZM198 241H199V239H198ZM193 242H190V243L194 244L195 242L194 243ZM35 243H34V245H35ZM49 246H45V247H49ZM38 247H40V246H38ZM98 247H99V245H98ZM105 248H106V246H105ZM101 250H103V248ZM105 251H107V250H105ZM234 251L236 254H234ZM191 252H190L189 258L187 259L189 262L192 261L189 264H193V262H198V261L203 260L202 255L199 251H198L199 253H196L194 251H191ZM237 252H238V254H237ZM101 253H102V251H101ZM224 259H226L227 261L230 260V258L229 259L224 258ZM221 260L223 261V258ZM227 261H225V262H227ZM240 262H242V263H240Z\"/></svg>",
  "mask_w": 264,
  "mask_h": 264
}]
</instances>
